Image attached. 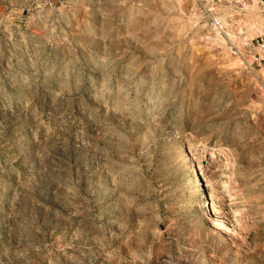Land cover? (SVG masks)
Masks as SVG:
<instances>
[{
	"label": "rangeland",
	"instance_id": "1",
	"mask_svg": "<svg viewBox=\"0 0 264 264\" xmlns=\"http://www.w3.org/2000/svg\"><path fill=\"white\" fill-rule=\"evenodd\" d=\"M263 31L260 0H0V264H264Z\"/></svg>",
	"mask_w": 264,
	"mask_h": 264
},
{
	"label": "built area",
	"instance_id": "2",
	"mask_svg": "<svg viewBox=\"0 0 264 264\" xmlns=\"http://www.w3.org/2000/svg\"><path fill=\"white\" fill-rule=\"evenodd\" d=\"M260 2H261L262 10L264 12V0H260ZM254 41L256 42V44L254 46L258 47L259 50L261 51V53H264V31L251 39L252 44H254ZM260 51L255 52L253 54L252 61L254 60L257 63H260L264 59V54H261ZM241 57H242V59H246L242 52H241Z\"/></svg>",
	"mask_w": 264,
	"mask_h": 264
},
{
	"label": "bare ground",
	"instance_id": "3",
	"mask_svg": "<svg viewBox=\"0 0 264 264\" xmlns=\"http://www.w3.org/2000/svg\"><path fill=\"white\" fill-rule=\"evenodd\" d=\"M212 152V151H211ZM192 156H194V155H192ZM193 159V158H192ZM197 164V163H196ZM189 165V164H188ZM191 168V167H190ZM200 171V170H199ZM210 193H212V191L210 192ZM213 194H214V192H213ZM213 194H212V196H213ZM210 197H211V195H210ZM214 197V196H213ZM214 201V200H213ZM211 203V202H210ZM205 204H207V203H205ZM211 205V204H210ZM212 206V205H211ZM205 208H206V206H205ZM208 209V208H207ZM206 209V210H207ZM208 213V212H207ZM209 215V214H208ZM212 216V215H211ZM209 218H212V217H210V216H208Z\"/></svg>",
	"mask_w": 264,
	"mask_h": 264
}]
</instances>
